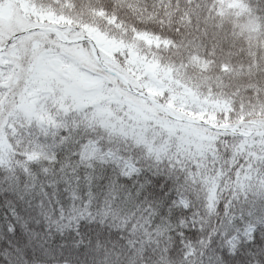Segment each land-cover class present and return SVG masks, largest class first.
I'll return each instance as SVG.
<instances>
[{
  "label": "snow or ice",
  "instance_id": "obj_1",
  "mask_svg": "<svg viewBox=\"0 0 264 264\" xmlns=\"http://www.w3.org/2000/svg\"><path fill=\"white\" fill-rule=\"evenodd\" d=\"M9 5L20 21L0 23V188L21 199L46 200L60 219L66 207L60 193L71 190L73 207L79 199L91 216L95 203L101 221L111 214L129 229L136 228L140 197L155 189L166 197L160 209H171L170 222L177 213L186 218L203 209L222 225L239 228L245 212L249 218L264 212V104L240 106L242 117L259 109L258 124L245 119L222 127V116L209 125L173 115L167 92L149 101L130 86L124 76L132 69L130 56L123 50L106 53L104 41L115 37L87 19L90 12L114 22V14L83 0H0V9ZM256 13L264 14V4L256 5ZM130 97L147 107L137 111ZM184 108L198 110L192 104ZM232 118L229 113V124ZM100 181L102 194L93 193ZM75 219L78 233L103 227L95 219ZM144 219L151 230L156 217ZM243 230L249 237L243 255L228 249L224 255L231 264H264L260 225L249 222ZM185 233L180 227L177 235ZM9 259L0 249V264Z\"/></svg>",
  "mask_w": 264,
  "mask_h": 264
},
{
  "label": "trees",
  "instance_id": "obj_2",
  "mask_svg": "<svg viewBox=\"0 0 264 264\" xmlns=\"http://www.w3.org/2000/svg\"><path fill=\"white\" fill-rule=\"evenodd\" d=\"M83 3L105 8L124 28L173 44L167 51L149 50L135 46L128 35L108 31L115 39L104 41L106 53L115 49L114 54L123 50L130 56L132 69L124 76L137 92L143 91L152 98L167 92L168 111L186 119L205 120L210 125L221 116L222 127L241 125L245 119L254 124L261 122L259 109L255 116L242 117L240 106L250 110L253 105L264 104V14L256 13V5L264 4V0H83ZM11 8L17 12L14 6ZM87 19L107 30L92 13H87ZM19 21L18 13L8 20L0 17L5 27ZM93 32L100 36L95 29ZM121 42L123 49L119 47ZM192 55L210 61L211 66L206 73L188 68L192 79L185 84L173 73ZM129 99L138 105L137 111L147 107L142 100ZM186 104L198 110L190 113L184 108ZM229 113L233 117L231 124ZM102 189L100 181L91 191L102 194ZM85 191L81 186L82 196ZM71 196V190L60 193L61 203L66 205L64 218L60 219L53 215L46 200L41 204L36 196L21 199L6 187L0 188V249L7 252L8 264H231L224 249L229 251L228 241L241 236L249 222L260 225L264 235V212L250 218L245 212L239 228L222 225L215 213L210 215L203 209L199 212L193 209L186 218L177 213L170 222V208H164L161 214L160 202L166 197L160 196L158 189L140 197L134 221L137 224L142 221L143 228L129 229L122 219L123 223L116 224L112 215L101 221L93 203L87 222L95 219L103 227L93 225V229L78 233L77 221L68 225L66 217L79 210L88 214V210L79 206V199L73 207ZM147 203H152V207L146 208ZM240 211L238 204L235 207L238 220ZM219 212L221 215L224 212L222 200ZM150 214L156 221L148 230L144 217ZM12 226L14 233L9 230ZM180 227L186 229L183 237L177 235ZM246 247L247 241L241 240L234 251L243 255Z\"/></svg>",
  "mask_w": 264,
  "mask_h": 264
},
{
  "label": "rangeland",
  "instance_id": "obj_3",
  "mask_svg": "<svg viewBox=\"0 0 264 264\" xmlns=\"http://www.w3.org/2000/svg\"><path fill=\"white\" fill-rule=\"evenodd\" d=\"M11 6L12 5H9L7 8L0 9V17L3 16L5 18H7V20H8V19H10L12 17L13 13H17L14 9L11 8ZM4 13H5V16H4ZM98 16L101 17L100 15H98ZM108 23L110 25H114L115 24L113 21H109ZM117 29H121V27H117ZM132 39L136 43H139V44L144 45L146 47L161 48L162 46H167L168 45V43H166V42H160V41L158 42V40H156L155 38H152V37H149V36H146V35H143V34H139V33L132 34ZM191 61H192L191 63L194 64V63L197 62V58L193 57V58H191ZM179 74H180V69H178V71H177V75H179ZM109 215H111V214H109ZM75 217H79V219H83V218L88 217V214H86V211H84V210L76 211L74 213L73 217H71V218L70 217H66L67 224L70 225V224L76 222ZM112 218H113V221L116 222V224L123 223L122 220L117 219L116 217H112ZM141 220H143V219H141ZM144 222H146V221H144ZM263 225H264V221H263ZM139 228L140 229L143 228V222L142 221H138V224L136 223V228L135 229H139ZM242 237L244 239H246V240H248V238H249L248 234H246L245 231L243 232ZM239 239H241V237L233 238L231 243H230V247L235 245V243H237Z\"/></svg>",
  "mask_w": 264,
  "mask_h": 264
},
{
  "label": "water",
  "instance_id": "obj_4",
  "mask_svg": "<svg viewBox=\"0 0 264 264\" xmlns=\"http://www.w3.org/2000/svg\"><path fill=\"white\" fill-rule=\"evenodd\" d=\"M148 100L150 101L151 99L148 98Z\"/></svg>",
  "mask_w": 264,
  "mask_h": 264
}]
</instances>
